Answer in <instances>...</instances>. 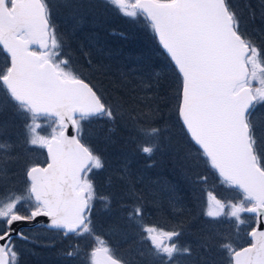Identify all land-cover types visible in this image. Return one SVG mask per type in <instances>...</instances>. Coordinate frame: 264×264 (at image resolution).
<instances>
[{
    "label": "snow or ice",
    "instance_id": "snow-or-ice-1",
    "mask_svg": "<svg viewBox=\"0 0 264 264\" xmlns=\"http://www.w3.org/2000/svg\"><path fill=\"white\" fill-rule=\"evenodd\" d=\"M105 2L149 27L176 71V119L199 153L180 164L191 171L197 159L206 160L236 193L230 199L207 193L203 217L212 227L199 247L222 253L227 264H264V0L259 17L251 4L242 10L233 0ZM99 7L97 0H0V264H20L16 242H30L25 228L93 236L99 244L89 253L90 264H137L116 258L93 235L98 201L120 206L123 223L110 227L147 244L152 264H182L181 258L192 255L181 240L183 229L142 223L149 205L157 203V182L134 174L130 155L109 171L104 154L89 143L93 122L111 125L104 136L110 142L108 133L125 119L121 101L106 99L74 55L76 36ZM60 9L71 24L67 32L55 23ZM257 18L260 27H250ZM87 64L93 67L91 60ZM142 116H128L130 142L151 158L161 150L166 129L156 126V110ZM16 123L21 131L13 138ZM37 150L43 162L34 159ZM207 179L200 175L193 183ZM221 223L231 227L217 230ZM244 226L250 242L236 247L233 237ZM134 251L143 257L142 247ZM65 255H78L76 246ZM205 264H214L213 258Z\"/></svg>",
    "mask_w": 264,
    "mask_h": 264
},
{
    "label": "trees",
    "instance_id": "trees-1",
    "mask_svg": "<svg viewBox=\"0 0 264 264\" xmlns=\"http://www.w3.org/2000/svg\"><path fill=\"white\" fill-rule=\"evenodd\" d=\"M55 1L57 2V0ZM97 2L101 4V7L97 9V21L94 20L93 23L90 22L85 24L83 31L91 33V37L94 40L100 41V44L105 42V48H108L107 50L109 53H112V51L113 53L118 51V54L115 55L114 60L111 62L105 57H100V54H97L92 49H83L89 57L87 58L86 56H83L78 49H76V44H74V55L78 64L83 69L85 77L101 90L106 99L110 102L114 100L121 101V114L124 115L125 119L115 126L113 132L108 133L110 136V142H105L104 136L107 129L111 127V125L105 121L93 122L87 129L90 134L89 143L104 154L110 164L109 171L120 164L122 157L124 156L123 152L126 150L128 152L126 155H130L132 159V170L134 174L147 177L151 181L157 182L156 186L161 190L155 191L156 200L159 199L160 203L157 204V207L152 206L151 204L149 205V212L145 216L146 226L157 225L165 230L175 229L177 227L181 229L183 228L184 230L186 228L195 230L196 228L194 225L199 224L201 226V221L198 216L193 224H191V221L192 218L197 215L200 208H196L195 210L193 205H188V212L182 211L175 213L174 207L185 203V200L186 202H191L190 196L195 199L200 197L203 200V197L208 193L209 189H212L211 185L218 184L220 182L215 171L209 168L208 172L206 168L208 166L205 160L204 163H206V167L204 166L205 168L202 171L194 169L189 171V169L185 167L178 168V170L171 171L170 173L168 171L152 170L151 168H148L147 165L157 159L159 160L161 151L155 152L150 158L146 155L140 154L136 145L130 142V138L133 134V121L128 119L129 115H131L133 120L138 117L142 119V114L150 115L153 110H156V126L164 128L165 126H170L176 122V125H179L182 128L176 119L175 114L174 119H172V112H175L176 108L175 90L178 82L176 71L167 55L161 49L155 34L149 27L141 22L134 23L125 20L112 6H108L100 0H97ZM233 3L237 4L240 9H244V0H233ZM248 3L254 7L257 11V17H259L260 3L256 0H248ZM58 13L64 14L65 11L63 12L59 10ZM244 15L247 16L246 10H244ZM95 21L96 23H94ZM251 26L259 28V19L257 18V20L253 22V25H250V27ZM137 37H143L146 40L145 49L146 52H149V54L141 53L136 50L135 43ZM127 54L135 57H141L143 55L145 56V62L144 60H141L143 64L137 65L133 62V60L127 61L125 58ZM86 60H91L93 65L92 68L88 67ZM122 60L126 61V66H119L118 61ZM163 65H165V69L162 68ZM94 67L97 70H94ZM158 72L160 73L158 74ZM120 73H125V79H121L118 76ZM143 73H145L146 77L140 80V76ZM139 81L143 83L145 87L146 85L149 87L151 85L153 86L152 89L149 87L145 88L151 96L148 97V94L140 93V91L144 89L138 91ZM137 94H139V96H137ZM183 134L188 142V152H190L192 148H195V145L191 143L184 131ZM143 142L145 145H149L152 143V139L147 138ZM163 158L166 160L165 156H163ZM200 165H202V163H200ZM199 173L204 174V176L210 179L211 184L208 185V187L204 186L203 183L202 185L200 183H193L196 179V175ZM105 175H107V173L98 177V181L101 184L103 183ZM189 186L191 188H189ZM164 188L167 189L168 192H175V196H177L178 199L177 205L174 203V200L170 203V201L165 197L166 192L162 191L165 190ZM102 190L104 192L109 191L107 188ZM224 191L234 192L233 190L225 187ZM194 198L192 200H194ZM99 210L101 209H97V207L94 208L93 218L99 220L102 219L103 225L104 223L107 225L108 222H111V225L117 223L118 218L120 219V223H123L122 210L118 204L106 207V209L102 212H99ZM202 221L207 225V229L212 227V225L209 226V224H207L204 220ZM158 222H160L161 225H159ZM96 223L98 226L99 223L95 221V224ZM103 225H101V228L104 230ZM111 225H109V227ZM110 229L111 237H113L112 240L118 252L117 255L125 257L130 256L134 258L136 255L134 249L132 248L145 245H139L133 241L131 239V233L126 235L120 231H114L111 227ZM187 230H185L186 233ZM44 231L50 232L47 230ZM197 236L198 235L196 234L191 236V238L194 239L192 242V245L194 246H191L193 250L191 255L192 261L188 260L187 264H203L201 257L218 258L223 256L222 253H217L215 250L211 253L204 251L201 247H199V250H196L195 247L198 246ZM69 237L71 238L72 236ZM185 237L190 236L188 233L184 234L182 239ZM199 237L201 238V235H199ZM67 243L68 237H64V239L60 241L59 244H56V246L49 244L37 245L31 240V238L30 242L22 240L17 241V247L20 252V264H88V248L86 247L85 253L82 254L80 258H78V256L70 258L65 255L68 251L66 247ZM145 259L146 263L144 262V264H151L148 258Z\"/></svg>",
    "mask_w": 264,
    "mask_h": 264
},
{
    "label": "rangeland",
    "instance_id": "rangeland-1",
    "mask_svg": "<svg viewBox=\"0 0 264 264\" xmlns=\"http://www.w3.org/2000/svg\"><path fill=\"white\" fill-rule=\"evenodd\" d=\"M100 1L105 3V4H107L108 6H112L113 8H115L117 10V12L125 20L133 22L130 18L124 17L121 14V12L118 10L116 5H112L110 3H106L105 0H100ZM256 1L258 3H260V0H256ZM53 2H56V1L53 0ZM57 2H58V0H57ZM245 3H248V0H244V4ZM60 10L64 12L63 9H60ZM95 20H96V18H95ZM96 21L94 23H96ZM55 23H56L57 27L61 31L67 32V31L70 30L71 24H70V21L67 19L65 13L64 14L58 13L56 18H55ZM91 23H93V22H91ZM90 34L91 33H87V31L84 32L82 30L76 36L75 41H74V44H76L75 47H77L76 49H78V51H80L83 56H85L84 55L85 52L83 51V49H86V50L87 49H89V50L92 49L97 54H100V57H105L108 61L112 62L114 60V58H115V55L118 54V51H116L115 53H113V51H112V53H109V51L107 50L108 48H105V44L106 43L103 42V43L100 44V41L94 40L91 37ZM96 43H98V44H96ZM79 46H82V51L80 50ZM145 46H146V40L143 37H137L136 38V43H135L136 50L141 52V53L149 54V52H146ZM86 57L89 58L88 55ZM125 58L127 59V61H129V60L132 61L133 60V62H135L137 65L143 64V62H141V60H144V62H145V56H143V55L141 57H139V56L135 57L133 55H128L127 54L125 56ZM86 61H88V60H86ZM125 62L126 61H123V60L122 61H118L119 66H126ZM77 66L81 68V66L79 64H77ZM162 68L165 69L166 68L165 65H163ZM93 69L97 70L95 67ZM81 70L83 71L82 68H81ZM134 72H135V70H134ZM83 73H84V71H83ZM130 73H131V71H130ZM159 73L160 72H158V74ZM124 74L120 73V74H118V76L121 79H125ZM140 77H141L140 80L145 78L146 77L145 73L141 74ZM148 87H149L148 85H146V87H145V85H143V83H141L139 81L138 91H140L141 89H144V90L140 91V93L148 94L147 96L149 97V96H151V94L149 95L147 89H145V88H148ZM149 88L152 89L153 86L151 85ZM0 94H2V91H0ZM137 96H139V94H137ZM150 98H152V97H150ZM172 113H173V116H172L173 118L172 119H174L175 112H172ZM164 128L166 129V135H165V138L163 139V141L161 142L160 158H159V160L157 159L156 161H153L154 163L153 162L150 163V164H153V166L150 167L152 170L168 171L170 173L171 171L178 170V168H183V166L180 164V159L183 158L184 156L189 157V159H191V157H194V156L195 157H199V153L197 152L196 146H195V148H192V150L190 152H188V148H187L188 142H187V140L185 138V135L183 134L184 130L182 131V128L179 125L177 126L176 122H174L170 126H165ZM20 131H21V129H20L19 123H16L10 129V135L14 138L16 135L20 134ZM191 143H193V142H191ZM127 153L128 152L126 150H124L123 155H126ZM163 156L166 157L165 158L166 160H164ZM34 159H37L40 162H43L45 160V156L42 154L41 151L37 150L36 153H35ZM200 163H202V165H200ZM206 163H207V161H206ZM206 163H204V159H201V160L197 159L196 166L193 167V169L202 171L206 167ZM198 166H199V168H198ZM207 166L208 167H206V168H207V170L209 172V168H211V167H209L208 163H207ZM169 173H168V175H169ZM200 175L204 176V174L199 173L198 175H196V177L200 176ZM200 184L202 185V183H200ZM203 184H204V186L208 187V185L211 184L210 183V179H207V182L203 183ZM211 186H212V189H209L208 193L209 192L214 193L215 195H217L220 198L230 199V198H232L233 196L236 195L235 192H231V191L228 192L229 190L228 191H224V187L225 188H228V187L223 185L221 182H219L218 184L211 185ZM155 187H156L155 191L161 190L159 187H157V186H155ZM189 188H191V187L189 186ZM162 191L166 192V196L165 197L170 201V203H171L172 200H174V203L177 205L178 199H177V196H175V192H171V191L168 192L167 189L162 190ZM190 198H191V202H186V200H185V203H182L181 205L174 207V212L175 213L182 212V211L183 212H186V211L188 212V208H189L188 205H193V208L195 210H196V208H200L199 211L197 212V215H195L192 218L191 224L194 223V221L196 220V217L198 216V218L201 221V226L199 224L198 225H194L195 228H196L195 230L190 229V228L189 229L186 228L185 230L188 229L187 233H188V235L190 237H185L183 239L181 238L182 242L187 243L190 246H194V245H192V242L194 241V239H192L191 236H193L194 234L198 235L197 236L198 246H196L195 248H196V250H199V242H200L199 235L202 236L203 232L207 230V225L204 224L202 220H204L208 224V221L203 217V213L206 211V208H207L206 202L208 200V197H207V194H205V196L203 197V200L200 197L195 199L194 197L190 196ZM193 198H194V200H192ZM202 201H203V204H202ZM158 203H160L159 199H157V203L155 205H152V206L157 207ZM195 203H196V205H195ZM96 207H97V209H101V210H99V212H102L104 209H106L105 205H103L99 201L97 202ZM96 212H97V210H96ZM191 213H192V211H191ZM95 221L99 223L98 226H97V223L95 224ZM93 222L95 224L94 225V234L93 235L96 236V237H99L100 240L104 241L105 245H107V246H109L111 248L112 253L114 254V256L116 258H119L121 260L133 258V257H130V256L125 257V256H122V255H117L118 252H117V249H116V247L114 245V242L112 240L113 237H111V229L109 227V225H111V222H108L107 225L104 223V225H103L102 219L99 220V219H96V218H93ZM117 223H120V219L119 218L117 219ZM142 223L145 225V217H144V220L142 221ZM149 223H150V221H149ZM100 224L103 225L104 230L101 228L102 226ZM158 224L161 225L160 222H158ZM209 226H211V225H209ZM230 227H231L230 225L221 223L218 226L217 230H226V229H229ZM185 230L183 229L184 234H187L185 232ZM247 231H248L247 226H244V227H242V229H241V231L239 232L238 235H234V237H233V239L235 241V245L234 246L243 247V246H246V245L249 244L250 240L248 238ZM26 233H29V237L37 245H41V244L47 245V244H49V245H52V246H56V244H59L60 241H62L64 239V237L62 235H56L54 232H46V231H44L42 229L34 230V231H31V232H30V230H28V231H26ZM98 244H99V242L97 240H95L93 238V236H87V237H83V238L72 236L71 238L68 237V243H67L66 247H67V250L69 251L72 248V246H76V250H77V253H78V255H76V256H78V258H80L82 256V254L85 253L86 247L88 248L89 253H90L92 248L98 246ZM17 246H18V244H17ZM140 247H142L144 249V255H143L142 258L139 257V256H135L134 257V259L137 261V264H142V262L144 264V262L146 261L145 258H148L149 262H151V264H152L151 256L149 255L148 245L147 244H145L144 246L136 247V248L133 247L132 249L135 250V249L140 248ZM209 256H211V255H209ZM87 257H88L87 258V262H88V264H90L89 255ZM209 258L210 257H208V258L205 257V259L203 260V264H205V261L208 260ZM181 260H182V264H187L188 260L192 261V257L191 256L190 257H183V258H181ZM213 261H214V264H227V260L223 256L222 257H218V258L215 257V258H213Z\"/></svg>",
    "mask_w": 264,
    "mask_h": 264
},
{
    "label": "flooded vegetation",
    "instance_id": "flooded-vegetation-1",
    "mask_svg": "<svg viewBox=\"0 0 264 264\" xmlns=\"http://www.w3.org/2000/svg\"><path fill=\"white\" fill-rule=\"evenodd\" d=\"M4 66V54L2 51H0V68ZM29 229H25V232L28 231Z\"/></svg>",
    "mask_w": 264,
    "mask_h": 264
},
{
    "label": "water",
    "instance_id": "water-1",
    "mask_svg": "<svg viewBox=\"0 0 264 264\" xmlns=\"http://www.w3.org/2000/svg\"><path fill=\"white\" fill-rule=\"evenodd\" d=\"M157 38V37H156ZM157 40H158V38H157ZM158 43H159V41H158ZM160 45V44H159ZM160 47L162 48V46L160 45ZM163 50V49H162ZM165 53V52H164ZM25 229H27V228H25ZM250 239V238H249ZM248 246V245H247ZM245 247V246H244Z\"/></svg>",
    "mask_w": 264,
    "mask_h": 264
}]
</instances>
